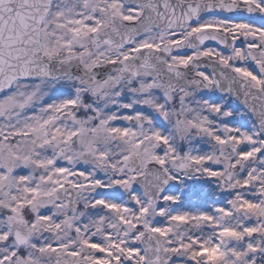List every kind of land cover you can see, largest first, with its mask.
<instances>
[{"label":"snow or ice","instance_id":"1","mask_svg":"<svg viewBox=\"0 0 264 264\" xmlns=\"http://www.w3.org/2000/svg\"><path fill=\"white\" fill-rule=\"evenodd\" d=\"M0 264H264V0H0Z\"/></svg>","mask_w":264,"mask_h":264}]
</instances>
